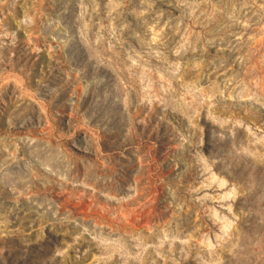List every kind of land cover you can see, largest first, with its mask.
Here are the masks:
<instances>
[{
  "label": "rangeland",
  "instance_id": "obj_1",
  "mask_svg": "<svg viewBox=\"0 0 264 264\" xmlns=\"http://www.w3.org/2000/svg\"><path fill=\"white\" fill-rule=\"evenodd\" d=\"M0 264H264V0H0Z\"/></svg>",
  "mask_w": 264,
  "mask_h": 264
},
{
  "label": "bare ground",
  "instance_id": "obj_2",
  "mask_svg": "<svg viewBox=\"0 0 264 264\" xmlns=\"http://www.w3.org/2000/svg\"><path fill=\"white\" fill-rule=\"evenodd\" d=\"M40 2V1H39ZM14 6V5H13ZM113 11V10H112ZM14 17V16H13ZM140 18V17H139ZM14 20V19H13ZM46 20V19H45ZM23 21H24V19H23ZM47 21V20H46ZM19 22H20V20H19ZM50 22V21H49ZM48 25V24H47ZM54 31V30H53ZM52 37V36H51ZM149 79V78H148ZM252 98V97H251ZM3 147V146H2ZM5 147V146H4ZM6 151V150H5ZM39 170H40V168H39ZM165 238V237H164Z\"/></svg>",
  "mask_w": 264,
  "mask_h": 264
}]
</instances>
